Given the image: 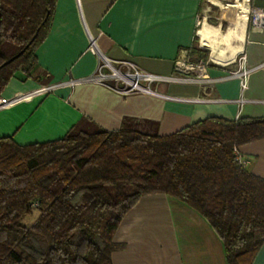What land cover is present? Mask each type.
Masks as SVG:
<instances>
[{
  "label": "crops",
  "instance_id": "crops-1",
  "mask_svg": "<svg viewBox=\"0 0 264 264\" xmlns=\"http://www.w3.org/2000/svg\"><path fill=\"white\" fill-rule=\"evenodd\" d=\"M234 4L236 0H56L49 30L35 49L36 64L28 74L19 68L2 92L7 98L26 97L0 110V137L12 136L26 145L93 129L167 135L207 117L264 118V31L253 29L248 18L239 28L244 37L232 38L238 44L232 47H240L236 60L245 58L251 69L244 89L234 77L204 91L196 83L171 82L157 84V93L124 95L83 81L34 95L71 78L91 76L98 53L171 75L178 60L206 45L198 44L201 17L230 26L231 14L244 13L230 6ZM250 5L264 10V0H250ZM229 64L212 66L210 75L238 70L237 64L230 68ZM238 151L245 167L264 178V138L245 143ZM114 242L113 264H227L222 240L209 222L163 193L142 196L123 217ZM252 264H264V243Z\"/></svg>",
  "mask_w": 264,
  "mask_h": 264
},
{
  "label": "trees",
  "instance_id": "trees-1",
  "mask_svg": "<svg viewBox=\"0 0 264 264\" xmlns=\"http://www.w3.org/2000/svg\"><path fill=\"white\" fill-rule=\"evenodd\" d=\"M55 3L0 0V96L19 68L36 64ZM206 55L196 47L190 58ZM262 138L264 118L252 117H207L167 135L121 128L26 145L0 137V264H113L116 229L152 193L200 213L227 264H252L264 243V178L236 149ZM34 209L35 222L21 223Z\"/></svg>",
  "mask_w": 264,
  "mask_h": 264
},
{
  "label": "built area",
  "instance_id": "built-area-1",
  "mask_svg": "<svg viewBox=\"0 0 264 264\" xmlns=\"http://www.w3.org/2000/svg\"><path fill=\"white\" fill-rule=\"evenodd\" d=\"M240 2L247 6L245 13L247 14L251 27L264 31V10L251 7L250 0H240ZM90 45L92 48H95V41L93 38L91 39ZM235 64L238 65V70H232L225 76L213 77L210 75L207 64L204 62L194 63L183 58L178 60L173 74L162 75L146 71L131 60H114L98 53V65L91 76L83 79L71 78L68 81L51 85L49 88H41L35 91L34 95L40 92H46L50 90L51 87L53 88L60 85L72 86L83 81L103 84L124 95L132 93H157V90L153 89L152 85H157L162 82L196 83L202 85L203 90H207L210 85L219 80L234 77L240 78L241 87L244 89L247 85V76L251 69L245 66V58L237 60ZM194 72L198 73V78L190 77V74ZM202 80L203 82H201ZM25 97V94H16L11 98L0 96V110L15 104ZM196 100H199V98ZM236 159L242 164L246 163L238 149H236Z\"/></svg>",
  "mask_w": 264,
  "mask_h": 264
},
{
  "label": "bare ground",
  "instance_id": "bare-ground-1",
  "mask_svg": "<svg viewBox=\"0 0 264 264\" xmlns=\"http://www.w3.org/2000/svg\"><path fill=\"white\" fill-rule=\"evenodd\" d=\"M230 6L241 8L244 11V13H240L239 11H237V13L233 17H231V24L226 32H224L221 28L220 29L211 28L206 23L202 28H200L202 42L206 45H209L212 49L211 60L220 65H227L234 60L235 55L238 53L240 47L239 48L238 46L232 47L231 51H229L230 53L229 55L227 54V50L224 47L226 44H230L231 46L230 41L234 36H237L239 38L244 37L242 34H239V28L242 26L241 21H243V23L245 24L247 20V14L245 13V11L247 10L246 5L242 4L239 0H237L236 4ZM223 44H225L224 47H221V45Z\"/></svg>",
  "mask_w": 264,
  "mask_h": 264
},
{
  "label": "rangeland",
  "instance_id": "rangeland-1",
  "mask_svg": "<svg viewBox=\"0 0 264 264\" xmlns=\"http://www.w3.org/2000/svg\"><path fill=\"white\" fill-rule=\"evenodd\" d=\"M223 5L226 6L227 4H224L223 3ZM234 15H235V12L233 14H231V16H234ZM205 23L208 26H210L211 28H214V29H220L221 28L224 32H226L228 30V28H229V22H223V21L222 22H219V21H217L215 19H204L203 16H202L201 17V20H200V23L198 25V30L200 28H202ZM200 43L203 45L202 41H200V38H198V44L201 45ZM230 43H231V46H230V44H226V45L223 44V45H221V47H224V45H225L224 48L227 50V54L228 55L230 54L229 51L232 48V46H234L235 44H237L233 40H231ZM227 47H228V49H227ZM15 49H16V46H14L12 44H9L8 43L6 45V50H7L8 54L12 53ZM202 49H204L206 51V53H207V55H206L207 57L206 58H199V56L197 58H195V56H193L192 58L187 57L186 59L189 60L190 62H194V63L204 62L205 64H207V69L209 71L212 66H217V63H215L214 61L211 60V49L208 46L203 45V48ZM234 60H236V57L234 58ZM233 65H235L234 62H232L231 64H229L228 67L230 68V66H233ZM190 77H192V78H198V73L197 72H194V73L190 74ZM162 83H168V82H162ZM196 85L200 86L199 84H196ZM156 86H157L156 84L155 85H152V88L153 89H156ZM199 98L200 99H203V97H199ZM94 131H96V130L93 129L92 132H94ZM38 215H39V211H37V210L34 209V211L32 213H30L28 215H25L21 219L20 222L23 223V224H25V225L31 226L35 222V220L37 219Z\"/></svg>",
  "mask_w": 264,
  "mask_h": 264
},
{
  "label": "water",
  "instance_id": "water-1",
  "mask_svg": "<svg viewBox=\"0 0 264 264\" xmlns=\"http://www.w3.org/2000/svg\"><path fill=\"white\" fill-rule=\"evenodd\" d=\"M30 43H28L19 53H17L16 55H14L13 57H11L10 59H8L6 61V63L11 62L13 59H15L16 57H18L21 53H23L29 46Z\"/></svg>",
  "mask_w": 264,
  "mask_h": 264
}]
</instances>
